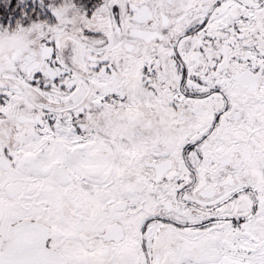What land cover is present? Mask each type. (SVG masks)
Masks as SVG:
<instances>
[{
    "label": "snow or ice",
    "instance_id": "1",
    "mask_svg": "<svg viewBox=\"0 0 264 264\" xmlns=\"http://www.w3.org/2000/svg\"><path fill=\"white\" fill-rule=\"evenodd\" d=\"M0 264H264V0H0Z\"/></svg>",
    "mask_w": 264,
    "mask_h": 264
}]
</instances>
